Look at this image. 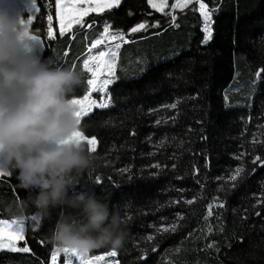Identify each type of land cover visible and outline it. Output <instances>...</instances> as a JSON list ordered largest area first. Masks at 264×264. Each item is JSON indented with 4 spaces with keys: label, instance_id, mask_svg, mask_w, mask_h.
Wrapping results in <instances>:
<instances>
[{
    "label": "trees",
    "instance_id": "trees-1",
    "mask_svg": "<svg viewBox=\"0 0 264 264\" xmlns=\"http://www.w3.org/2000/svg\"><path fill=\"white\" fill-rule=\"evenodd\" d=\"M175 1L168 0L165 10L176 16L175 26L147 0H120L117 7L87 14L84 25L74 24L61 36L55 0H38L41 11L29 28L42 40L37 59L81 74L72 98L87 94L83 60L105 26L128 40L118 51L110 107L81 118L79 131L98 143L92 168L80 175L70 195L94 192L109 209H118L126 229L123 247L115 249L119 264H264V202L257 204L264 201V165L251 163L257 155L264 160V146L252 145L254 137L264 141L259 127L264 125V71L258 80L254 76L264 68V0H202L212 17L207 44L196 1L171 11ZM157 22L159 27L151 26ZM140 23L149 27L128 34ZM225 96L242 106L230 108ZM177 102V109L165 107ZM239 166L244 173L230 181ZM25 196L14 173L0 176V219H16L8 205ZM189 199L195 202L186 204ZM210 203L223 207L214 206L206 222ZM178 213L183 220H177ZM34 214H25V240L17 243L30 252L0 250V264H49L55 249L47 238L57 219H82L78 210L61 207L37 227L30 220ZM173 222L175 232H156ZM149 235L154 239L148 241ZM110 250L102 247L89 256Z\"/></svg>",
    "mask_w": 264,
    "mask_h": 264
},
{
    "label": "clouds",
    "instance_id": "clouds-1",
    "mask_svg": "<svg viewBox=\"0 0 264 264\" xmlns=\"http://www.w3.org/2000/svg\"><path fill=\"white\" fill-rule=\"evenodd\" d=\"M35 39L22 19L0 11V172L15 174L25 191L8 205L9 215L22 220L29 210L42 221L51 211L67 207L82 219H57L48 242L58 252L87 258L102 247L119 249L126 229L117 208L97 199L94 192L70 191L95 157L74 134L80 129L71 102L81 85V74L53 67L32 55Z\"/></svg>",
    "mask_w": 264,
    "mask_h": 264
},
{
    "label": "snow or ice",
    "instance_id": "snow-or-ice-1",
    "mask_svg": "<svg viewBox=\"0 0 264 264\" xmlns=\"http://www.w3.org/2000/svg\"><path fill=\"white\" fill-rule=\"evenodd\" d=\"M38 0H34L36 4L35 12H40L41 9L37 7ZM88 0H55V15L59 18V27L60 32L59 35L63 36L66 31H69L73 28V25H84V17L89 12L98 11L101 8L100 4H96L95 7H87L83 8L80 7L82 3H87ZM148 4L154 8L157 12L164 13L165 15L171 16V21L173 22V26H175L174 22L176 20V16L172 13H165V8L167 7V0H159V2H155V0H147ZM194 0H176L175 3L172 4V9H181L187 8L189 4H192ZM199 3V11L201 16L203 17V31L206 35L203 38V43L207 44L208 41L211 39L212 32L210 29L211 25V14L207 11V5L202 2V0H196ZM120 4V0H114V3L109 5V7H116ZM37 17L35 15L29 16L27 20H22V23H25L28 27L33 26L34 20ZM48 28H47V35L49 38L53 36V16H47ZM87 27H92L91 24L86 25ZM152 27H159V23L157 22ZM149 25L147 23H140L135 27L131 28V33H136L141 30H145ZM110 26L106 25L103 31V35L100 39H96L94 42L91 43L90 47L88 48V52H92L93 49H97L100 45L105 43V39L111 41H120L123 43H127L125 39V35L123 32L118 33H110L109 31ZM33 38L37 41H42L41 38L37 35L32 34ZM121 48V43H115L114 45L108 47L106 50H101L98 54L90 55L86 59L83 60V69L86 70L88 73H91V78L87 79V94L83 96V99L72 98L71 102L78 106L79 111L76 113V116L79 119V123H81V117L87 116L88 113L91 111L93 106L104 109L108 108L111 105V96L107 95L105 97H101V101L98 103L96 99H92V93H101L107 94L110 85H113L115 82V75H116V68H117V58H118V51ZM264 71V68L258 70L255 75L257 80L260 78L261 72ZM104 73L107 74L108 78L103 80L100 79V76ZM165 107L170 109H177L178 102L166 105ZM171 119H175V117H171ZM156 123L159 125L161 123L160 120H157ZM260 128H264V125H260ZM78 137L77 142H84L86 141L88 145V150L92 153L96 152L97 149V140L93 136L89 138L84 132L78 131L74 134ZM260 143L264 146V141H258L256 137L252 140L253 147L256 144ZM243 153H241L237 159H242ZM260 163L264 165V160L261 159L259 155L255 156L251 163L257 164ZM153 167H159V165H153ZM174 167V165H173ZM245 169L243 166L237 167L234 172L228 177L230 181H237L238 178L242 176ZM254 171V169H253ZM198 172V170H197ZM4 175H11V173L0 172V176ZM236 185L233 184V187ZM195 202V199L186 200L185 203L191 205ZM264 201L257 200V204H260ZM223 207L222 203H210L207 205V214L203 217V219L207 222L209 217L213 215L212 209L213 207ZM260 213L257 212L256 215ZM184 217L181 214H177V220H183ZM30 220L36 222V226L39 227L40 221L34 216H30ZM178 224L176 222L171 223L166 227H158L156 228L157 233H168V232H175L177 230ZM208 231L211 232L212 228L211 225L208 227ZM148 241L154 239L153 236L149 235L146 237ZM25 240V220H18V219H0V249H7L12 252H20V253H28L30 252V248L27 246L18 247V241ZM213 245L209 244L208 247L211 248ZM155 251V248H153ZM63 253L68 255L70 258L67 261V264H72L71 257H76L80 264H98L99 261L105 260L104 255H97L93 259L83 258L76 254L75 252H69L65 250ZM60 252L54 251L52 252L51 259L52 264H57V257L59 256ZM107 256L109 257H116L117 251L115 249L110 250L107 252ZM108 264H119L118 261H108Z\"/></svg>",
    "mask_w": 264,
    "mask_h": 264
},
{
    "label": "rangeland",
    "instance_id": "rangeland-1",
    "mask_svg": "<svg viewBox=\"0 0 264 264\" xmlns=\"http://www.w3.org/2000/svg\"><path fill=\"white\" fill-rule=\"evenodd\" d=\"M194 1H196V0H194ZM155 2H159V0H155ZM113 3H114V0H88L87 3H82L80 5V7H83V8H87V7H90V6L91 7H95L96 4H100L101 8L98 11L89 12L88 14H90V13H100V12L106 10V9L112 8V7H109V5H111ZM196 4H197V10H198V12L200 14L199 3L196 2ZM167 7H168V0H167ZM35 8H36V4L34 3V0H0V11L6 12L7 14H9L13 18L22 19V20H25V21L27 20V18L29 16L35 15V13H36L35 12ZM150 8L152 10L156 11L151 6H150ZM166 8H165V10H166ZM170 10L171 11L173 10L172 7H170ZM175 10H181V9H175ZM159 13H161V12H159ZM200 18H201V24H202L201 25V29L203 31V17L201 16V14H200ZM57 21H58V29L60 31L59 18L58 17H57ZM210 29H211V25H210ZM203 33H204V31H203ZM205 35H206V33H204V36ZM118 42L123 44V42H120V41H111V40L105 39V43L100 45L97 49H94L90 55L98 54L99 51L106 50L108 47H110V46H112V45H114L115 43H118ZM127 42H128V40H127ZM40 51H41V41H37L36 40L35 43L33 44V50H32L33 57L37 59V55H38V53ZM88 74H89V78H91V73H88ZM254 76L256 77V75H254ZM105 78H108L106 73H104L103 75L100 76L101 80H103ZM255 83H256V79L255 78L251 79V82H250L251 86L254 87ZM234 91H237V89H234ZM107 95H109V94L108 93L107 94L92 93V99H96L98 101V103H99L101 101V97L103 96V97L106 98ZM79 99H83V97L79 98ZM225 102L230 108L237 107V106H242V105H238V104H235V105H233L232 103L230 104L229 103V99H228L227 96H225ZM239 102H241V101H239ZM235 103H237V102L235 101ZM95 108H97V107L93 106L91 111L93 109H95ZM82 143H85L87 145L86 141H84ZM0 167H6V164H5V162L2 159H0ZM6 173H7V171H6ZM18 242H20V241H18ZM0 250H7V249H0ZM54 251H56V250H54ZM102 255L105 256V260L99 261L98 264H108V261H116L115 257H109V256H107V253L102 254ZM94 257L88 256L87 258L88 259H93ZM69 258L70 257L68 255H66L63 252H60L59 256L57 257V264H67V261H68ZM71 260H72V264H80V261L76 257H71ZM49 264H52V259L51 258H50Z\"/></svg>",
    "mask_w": 264,
    "mask_h": 264
},
{
    "label": "water",
    "instance_id": "water-1",
    "mask_svg": "<svg viewBox=\"0 0 264 264\" xmlns=\"http://www.w3.org/2000/svg\"><path fill=\"white\" fill-rule=\"evenodd\" d=\"M134 27H135V26H134ZM130 30H131V29H130ZM130 30L128 31V34H134V33H131V31H130ZM141 31H142V30H141ZM138 32H140V31H138Z\"/></svg>",
    "mask_w": 264,
    "mask_h": 264
}]
</instances>
